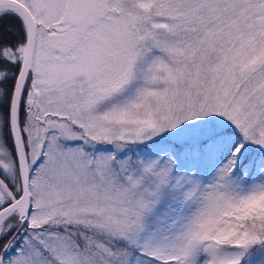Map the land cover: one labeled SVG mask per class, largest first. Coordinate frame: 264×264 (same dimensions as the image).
<instances>
[{
  "label": "snow or ice",
  "instance_id": "1",
  "mask_svg": "<svg viewBox=\"0 0 264 264\" xmlns=\"http://www.w3.org/2000/svg\"><path fill=\"white\" fill-rule=\"evenodd\" d=\"M0 264H264V0H0Z\"/></svg>",
  "mask_w": 264,
  "mask_h": 264
}]
</instances>
